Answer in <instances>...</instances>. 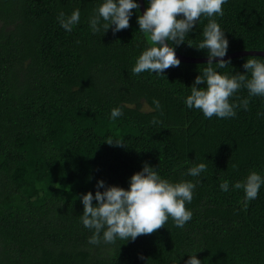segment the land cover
<instances>
[{
	"label": "trees",
	"instance_id": "trees-1",
	"mask_svg": "<svg viewBox=\"0 0 264 264\" xmlns=\"http://www.w3.org/2000/svg\"><path fill=\"white\" fill-rule=\"evenodd\" d=\"M102 2L0 0V264H186L192 255L201 264H264V185L247 207L243 189H234L253 171L264 177V97H251L233 118L189 109L190 87L207 63L134 75L150 46L137 23L141 9L126 30L93 33L90 19ZM76 9L80 21L65 31L59 14ZM223 12L215 19L227 55L264 51V0H227ZM207 23L201 17L175 51L208 58L196 49ZM249 58L264 60L242 56L213 67L245 74ZM232 99H249L247 89ZM116 107L123 115L113 120ZM109 137L125 147L108 145ZM145 163L171 183L196 185L186 204L191 220L178 228L169 217L135 241L89 244L94 230L82 224V196L103 192L101 180L128 190ZM200 163L206 171L187 174Z\"/></svg>",
	"mask_w": 264,
	"mask_h": 264
},
{
	"label": "clouds",
	"instance_id": "clouds-1",
	"mask_svg": "<svg viewBox=\"0 0 264 264\" xmlns=\"http://www.w3.org/2000/svg\"><path fill=\"white\" fill-rule=\"evenodd\" d=\"M227 0H148V7L142 15H138L139 31L146 34L150 46L136 60L132 68L134 75L151 72L161 76L165 70L180 66L176 56V46L184 44L186 36L196 27L201 17L208 19L203 29V40L197 50H207L208 63L200 75H197L187 96L185 104L189 109L200 110L205 118L216 116L220 119L233 118L236 109H248L251 97H264V60L249 58L243 64L245 74L236 73L229 76L220 74L216 68H226L231 61L223 58L227 55L229 42L225 32L221 30L215 17H222L223 5ZM140 5L135 0H103L96 14L90 19L93 33H104L111 28L113 34L130 27L133 10ZM60 26L68 32L80 21V10H74L70 16L63 12L58 17ZM114 26V27H113ZM191 47L190 44H188ZM215 58H220L213 63ZM250 73V76H249ZM205 85V87H198ZM242 88L247 89L249 99L239 103L233 102L234 95ZM155 110L160 111L161 104L153 99ZM123 115L119 107L111 110L113 120ZM260 115V113H258ZM153 123H161L153 120ZM106 143L110 146L125 147L119 139L109 137ZM158 167V166H157ZM156 168L144 164L142 171L130 178V187L125 190L120 187H106L104 181L97 182L95 195L88 192L82 196L83 214L81 221L85 228L93 231L88 243L91 245L115 244L117 239L135 241L142 235H151L164 228L169 217L178 228L192 218V212L186 204L191 203L196 185L190 181L171 183L161 178ZM235 167V166H233ZM207 165L200 163L188 169V175L196 177L206 171ZM264 177L255 171L246 180L237 182L234 189H243L245 207L247 202L258 197ZM222 191L229 190V182L220 184ZM93 201L96 203L94 204ZM144 259V257H140ZM186 264H201L192 255Z\"/></svg>",
	"mask_w": 264,
	"mask_h": 264
},
{
	"label": "water",
	"instance_id": "water-1",
	"mask_svg": "<svg viewBox=\"0 0 264 264\" xmlns=\"http://www.w3.org/2000/svg\"><path fill=\"white\" fill-rule=\"evenodd\" d=\"M138 3L140 5V9L142 14L146 10L144 0H138ZM177 58L182 63H189V64H200V63H208V58H192V57H185L179 53L176 52ZM242 56H263L264 57V51H241L233 54L226 55L223 59L224 60H230ZM220 58H215L213 62H218Z\"/></svg>",
	"mask_w": 264,
	"mask_h": 264
}]
</instances>
